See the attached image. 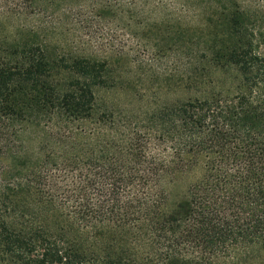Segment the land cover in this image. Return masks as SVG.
<instances>
[{
	"label": "trees",
	"instance_id": "obj_1",
	"mask_svg": "<svg viewBox=\"0 0 264 264\" xmlns=\"http://www.w3.org/2000/svg\"><path fill=\"white\" fill-rule=\"evenodd\" d=\"M40 2L9 14L32 17ZM214 2L216 30L188 51V78L208 59L240 71L242 89L160 108L154 135L74 128L122 126L96 107L107 57L49 46L25 22L0 38V264H264V24L243 0ZM152 138L169 159L147 152ZM200 160L168 205L167 176Z\"/></svg>",
	"mask_w": 264,
	"mask_h": 264
},
{
	"label": "rangeland",
	"instance_id": "obj_2",
	"mask_svg": "<svg viewBox=\"0 0 264 264\" xmlns=\"http://www.w3.org/2000/svg\"><path fill=\"white\" fill-rule=\"evenodd\" d=\"M23 1L0 0V38L15 32L17 23L25 22L48 31L54 29L53 38L48 31L40 33L49 46L56 45L73 54L107 57L110 61L105 82L94 86L96 107L99 113L113 111L122 126L102 127L92 119L75 123L74 128L84 127L95 133L117 129L154 135L159 126L160 108L185 101L189 96L210 97L221 93L222 97H232L242 89L240 71L223 68L208 59L203 62L207 69L203 77L188 78V51L196 47L197 41L198 47L204 46L208 33L216 30L210 24V18L216 20L211 17L218 8L214 0H42L40 5L47 10L39 14L24 18L10 15ZM243 2L260 12L264 24V0ZM56 3L61 7L52 12L50 9ZM225 27L217 24V30ZM180 28L186 32L183 37L194 44L183 43L180 38L174 40L181 37L176 33ZM10 36L17 37L14 33ZM257 91L259 98L264 99V85ZM147 152L160 159L170 158V150L154 138ZM203 170L204 163L200 160L192 169L169 174L164 182L168 205L184 199Z\"/></svg>",
	"mask_w": 264,
	"mask_h": 264
}]
</instances>
